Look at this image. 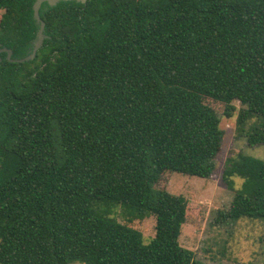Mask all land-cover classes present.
<instances>
[{"label": "trees", "instance_id": "1", "mask_svg": "<svg viewBox=\"0 0 264 264\" xmlns=\"http://www.w3.org/2000/svg\"><path fill=\"white\" fill-rule=\"evenodd\" d=\"M35 0H0V48L25 57ZM31 62L0 54V264H205L179 244L187 202L165 174L208 179L220 117L264 145V0L43 4ZM234 178L241 180L235 189ZM220 222H264V160L228 157ZM120 209L124 222L112 215ZM155 218L144 244L130 223Z\"/></svg>", "mask_w": 264, "mask_h": 264}, {"label": "rangeland", "instance_id": "2", "mask_svg": "<svg viewBox=\"0 0 264 264\" xmlns=\"http://www.w3.org/2000/svg\"><path fill=\"white\" fill-rule=\"evenodd\" d=\"M206 103L220 117L219 127L224 132L212 175L202 179L179 173L165 174L157 188L186 200V221L181 228L179 244L192 251L198 261L205 264H264V222L249 219L220 222L217 216L218 211L227 210L233 196L221 180L225 160L239 153L264 160V145L249 146L244 138L236 136L238 102L232 103L234 110L230 117L223 115L221 105L211 101ZM234 183L235 189H239L241 180L234 178ZM120 212L116 209L112 216L123 223ZM130 226L141 233L144 244L154 237L155 218L151 215L141 222L130 223Z\"/></svg>", "mask_w": 264, "mask_h": 264}, {"label": "water", "instance_id": "3", "mask_svg": "<svg viewBox=\"0 0 264 264\" xmlns=\"http://www.w3.org/2000/svg\"><path fill=\"white\" fill-rule=\"evenodd\" d=\"M77 2L80 4H85L87 0H35L32 5V17L37 26V31L35 34V39L31 42V49L29 53L21 59H11L12 52L6 48H0V54H6V60L12 63H25L31 62L35 59L37 52L42 47L44 40L48 39V36L44 33L45 24L41 20L39 11L43 4H47L49 7H55L59 2ZM1 61V60H0Z\"/></svg>", "mask_w": 264, "mask_h": 264}]
</instances>
